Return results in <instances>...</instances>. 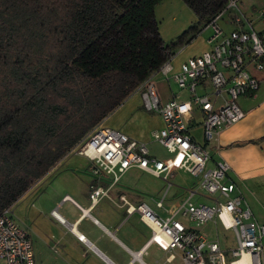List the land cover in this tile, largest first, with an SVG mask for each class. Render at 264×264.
I'll return each mask as SVG.
<instances>
[{
  "label": "built area",
  "instance_id": "obj_1",
  "mask_svg": "<svg viewBox=\"0 0 264 264\" xmlns=\"http://www.w3.org/2000/svg\"><path fill=\"white\" fill-rule=\"evenodd\" d=\"M257 15L264 22V7L257 9ZM206 26L212 30L206 39V49L188 56L177 68L168 56L156 72L136 87H144L141 98L145 108L161 115L163 126L152 132V138L169 156L152 155L146 142L106 125L103 120L68 153L84 156L90 162L92 181L88 197L91 205L104 196L110 197L109 189L132 167L162 177L168 186L173 170L199 177L187 197L170 208L166 216L159 215L147 202L134 204L124 195L119 196L120 205L125 206L128 213L137 212L147 224L150 228L148 242L163 250L178 249L185 264H232L244 252L252 255L250 264H264L261 257L264 222L255 218L242 191L229 177V163L222 160L213 167H206L210 157L207 144L221 128L245 116L238 98L255 94L261 85L264 25L254 27L241 11L239 0H223ZM157 74L165 80L169 90L170 81L177 86L178 90H170L171 96L167 99L161 98L153 79ZM196 112L201 118L202 142L191 133ZM198 191L204 192L210 201L193 200L192 196ZM165 196L166 190L154 199L155 206L164 207ZM179 216L186 217L192 226ZM209 221L232 230L235 245L223 247L217 234L216 238H208L199 230ZM0 264H35L31 239L13 217L12 205L0 213Z\"/></svg>",
  "mask_w": 264,
  "mask_h": 264
},
{
  "label": "trees",
  "instance_id": "obj_2",
  "mask_svg": "<svg viewBox=\"0 0 264 264\" xmlns=\"http://www.w3.org/2000/svg\"><path fill=\"white\" fill-rule=\"evenodd\" d=\"M158 1L0 0V213L223 3L185 0L208 14L170 46L157 29Z\"/></svg>",
  "mask_w": 264,
  "mask_h": 264
},
{
  "label": "crops",
  "instance_id": "obj_3",
  "mask_svg": "<svg viewBox=\"0 0 264 264\" xmlns=\"http://www.w3.org/2000/svg\"><path fill=\"white\" fill-rule=\"evenodd\" d=\"M246 1L247 4L245 0H239L241 11L252 21L254 27L261 28L264 22L258 17L257 9L264 7V0ZM185 3L188 5L186 1ZM196 16L198 19V15ZM197 37L198 35L190 42H195ZM206 39H202L203 44L197 53L207 48ZM179 48L172 55V63L176 68L182 61H175ZM260 76L262 81L258 91L238 98L239 105L246 112L245 116L221 128L207 144L210 157L206 167H213L217 161L228 162L229 177L242 191L255 218L264 222V139L254 141L264 134V74ZM166 85V91L160 93L162 99L171 96L170 90H178L171 87L170 82V90L167 83ZM125 107L128 112L136 108L134 103L126 104ZM110 113L104 117L103 122ZM143 115L147 118L149 116L140 114L142 119L148 121ZM157 116L158 126L148 130V138L146 132L136 135L130 130L123 131L146 144L155 141L152 132L163 126L161 115L158 113ZM200 119L197 114L192 127L201 126ZM197 140L202 142L203 138ZM182 173L186 172L173 170L171 175L183 176ZM91 181L90 162L84 156L70 152L12 204L13 217L27 230L31 239L35 264H185L178 249L163 250L148 242L150 228L137 212L128 213L125 206L120 205L119 196L124 195L134 204L147 202L159 215L166 216L169 209L186 198L188 190L195 187L192 181L179 180L181 183L177 184L169 180L168 186V182L162 177L132 167L109 189L110 197L104 196L94 205H91L88 197ZM102 183L107 185L105 180ZM161 183H165L162 192ZM165 190L164 207L159 208L155 206L154 199ZM192 199L210 201L202 191H198ZM179 217L188 226H192L186 217ZM213 225L211 222L205 223L199 230L211 229L218 236L220 232L224 238V243H221L223 247L235 244L234 234L231 232L230 236L226 232L230 230H219L218 224ZM79 235L84 238L81 239ZM261 257L264 262V237Z\"/></svg>",
  "mask_w": 264,
  "mask_h": 264
},
{
  "label": "rangeland",
  "instance_id": "obj_4",
  "mask_svg": "<svg viewBox=\"0 0 264 264\" xmlns=\"http://www.w3.org/2000/svg\"><path fill=\"white\" fill-rule=\"evenodd\" d=\"M248 2L245 0V4ZM196 4L199 5V0H196ZM217 9V8H216ZM154 11V17L156 19L157 23V29L159 32V35L163 42L165 44H168L171 46V44L178 43V38L182 34V32L188 29V35L191 34L193 31H195L198 28H201L208 13H204L205 15L203 17L198 15L197 19V14L193 11V9L185 3L184 0H159L153 8ZM235 11V10H233ZM209 12V11H208ZM228 14V12H227ZM209 17V15H208ZM257 27V26H256ZM212 33V30L209 26L203 27V30L198 34V39L195 42H190L187 44H183L181 46L174 47L179 48L177 50L178 55L175 59V61L183 60L187 58L188 56L193 55L194 53H197L203 44L202 39L207 38L210 34ZM195 40V39H194ZM168 56L173 55L172 54H167ZM179 63V62H178ZM155 80L156 86L159 90V93L166 91L167 85L165 80L161 79V76L157 74L156 76L153 77ZM171 87H176V84L172 81H170ZM144 87H139L134 89L130 96L129 99L123 103H121L118 107H116L107 117L106 121L104 120V123L106 125H111L112 127L119 129L121 131L123 130H130L133 133H138V134H144L146 132V137L148 138V130L152 127L158 126L159 120L157 116V112L153 110L146 109L145 106L143 105L142 98H141V92ZM131 104L134 103L135 105V110L130 109L131 112L127 111L126 104ZM133 110V111H132ZM140 114H147L149 118L148 121L145 119H142L140 117ZM124 132V131H123ZM126 133V132H125ZM191 133H195L197 139L202 138V127L200 125H195L194 127L191 128ZM129 135V134H128ZM137 135V134H136ZM130 136V135H129ZM132 137V136H131ZM147 145L150 149V152L154 154L155 156L159 158H164L169 156L168 151L160 144H158L156 141H149L147 142ZM183 174V173H182ZM189 180L190 182L192 181L193 186L197 184L199 181V177L191 176L190 174L184 173L183 176L177 174L176 176L174 175H169V180L173 183H181L179 180L184 181V180ZM165 188V183H161V192ZM155 192V191H153ZM211 224L213 225L212 221ZM208 223V222H207ZM206 223V224H207ZM203 225H201L200 228H202ZM211 226V225H210ZM214 226V225H213ZM219 230L222 228L218 224ZM207 236H212L216 238L214 230L211 231L209 230H202ZM228 235L231 236V232L233 233L232 230L226 231ZM218 239L220 243H224V238L219 232ZM235 245V244H234ZM233 245V246H234Z\"/></svg>",
  "mask_w": 264,
  "mask_h": 264
},
{
  "label": "bare ground",
  "instance_id": "obj_5",
  "mask_svg": "<svg viewBox=\"0 0 264 264\" xmlns=\"http://www.w3.org/2000/svg\"><path fill=\"white\" fill-rule=\"evenodd\" d=\"M252 255L248 252H244L240 258H237L232 262V264H250Z\"/></svg>",
  "mask_w": 264,
  "mask_h": 264
}]
</instances>
